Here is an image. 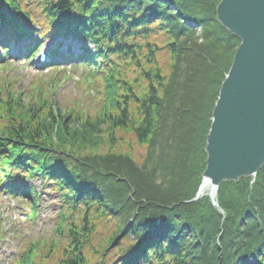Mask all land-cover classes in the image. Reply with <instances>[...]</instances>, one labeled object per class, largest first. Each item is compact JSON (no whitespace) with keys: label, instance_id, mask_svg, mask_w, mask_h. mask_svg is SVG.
Here are the masks:
<instances>
[{"label":"trees","instance_id":"obj_1","mask_svg":"<svg viewBox=\"0 0 264 264\" xmlns=\"http://www.w3.org/2000/svg\"><path fill=\"white\" fill-rule=\"evenodd\" d=\"M219 1L0 0V30L27 37L13 29L36 15L44 34L95 46L68 57L91 99L62 104L57 79L30 98L0 84V194L31 219L43 194L61 204L51 239L26 242L13 264H264V165L222 183L218 208L191 202L240 42Z\"/></svg>","mask_w":264,"mask_h":264},{"label":"water","instance_id":"obj_2","mask_svg":"<svg viewBox=\"0 0 264 264\" xmlns=\"http://www.w3.org/2000/svg\"><path fill=\"white\" fill-rule=\"evenodd\" d=\"M216 18L240 40L221 84L206 137V166L195 198L213 205L218 187L254 177L264 165V0H221Z\"/></svg>","mask_w":264,"mask_h":264},{"label":"rangeland","instance_id":"obj_3","mask_svg":"<svg viewBox=\"0 0 264 264\" xmlns=\"http://www.w3.org/2000/svg\"><path fill=\"white\" fill-rule=\"evenodd\" d=\"M39 28L40 25L37 29ZM6 39L9 41L8 45L11 52L8 55L6 52L0 55V84L3 79H7L26 95L31 93L28 96L30 98L36 92L33 90L34 86L51 87V79L57 77L59 82L57 94L62 104L68 105L76 100L83 102L85 98L91 99L93 97L92 91H88L86 95L80 91V84L78 83H80L83 72L81 67L74 68L72 63L54 61L55 67L46 69L36 63V58L32 62H29L28 59L19 60L17 58L18 53L21 52L23 45L28 44L31 40L18 41L9 37ZM35 39L37 37L31 41L34 44L37 43ZM38 39L43 40L45 45L47 43L55 45V43L61 42L64 49L65 45L70 42L72 50L76 53L83 45H88L83 41L69 40L61 35ZM16 46H20V49L17 50ZM32 185L36 191H41L40 182L32 181ZM59 205L61 206L57 199L44 197L43 194L38 206V214L36 218L31 219L29 218L30 207L25 200L19 197L0 195V264H13L14 260L17 261L20 256V249L25 248L26 242L35 243L41 240H50L59 224L57 210Z\"/></svg>","mask_w":264,"mask_h":264},{"label":"bare ground","instance_id":"obj_4","mask_svg":"<svg viewBox=\"0 0 264 264\" xmlns=\"http://www.w3.org/2000/svg\"><path fill=\"white\" fill-rule=\"evenodd\" d=\"M202 188L204 189V191L207 190L208 189V184L207 183H204L203 186H202Z\"/></svg>","mask_w":264,"mask_h":264}]
</instances>
